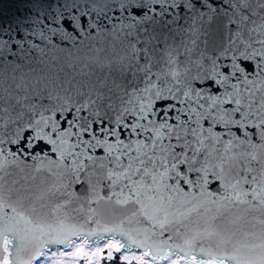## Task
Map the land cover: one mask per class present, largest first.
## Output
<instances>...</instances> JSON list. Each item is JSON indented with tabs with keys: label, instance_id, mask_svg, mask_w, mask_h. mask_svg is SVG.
I'll list each match as a JSON object with an SVG mask.
<instances>
[{
	"label": "snow or ice",
	"instance_id": "obj_1",
	"mask_svg": "<svg viewBox=\"0 0 264 264\" xmlns=\"http://www.w3.org/2000/svg\"><path fill=\"white\" fill-rule=\"evenodd\" d=\"M12 7L0 264H264V0ZM65 50L55 72L17 76ZM74 200L82 223L53 220Z\"/></svg>",
	"mask_w": 264,
	"mask_h": 264
},
{
	"label": "water",
	"instance_id": "obj_2",
	"mask_svg": "<svg viewBox=\"0 0 264 264\" xmlns=\"http://www.w3.org/2000/svg\"><path fill=\"white\" fill-rule=\"evenodd\" d=\"M16 0H0V19H3V22L5 25H7L8 20L10 18L11 12L15 11V9L12 7V4L15 3ZM56 3L62 4L64 0H55ZM78 4L81 5V9L83 10V7L85 5L86 0H76ZM7 14V15H5ZM55 13H53L54 15ZM79 14L78 11L73 10V15ZM42 22L39 20L37 21V25H32V27H37L44 31V33L47 35L49 34V30L51 28H59L60 26L58 24L53 23L52 21L46 19V18H41ZM99 34L94 33L93 34V41L95 42L96 39H98ZM4 39H7V36L3 37ZM19 38V37H16ZM28 40L31 41V43L38 44L40 47H44V44L41 43L40 38L38 36H30L28 37ZM55 42V41H54ZM87 43V41L85 42ZM27 47V45H26ZM68 47H72L70 44ZM73 54L74 55H82L83 50L78 48L73 47L72 48ZM67 56V50L64 52H53V51H48L47 57H45V63L42 64H35V63H29V62H23L22 66L17 70V76H20L22 74H27L29 76H32L34 74L39 73L40 69L44 70V73L47 74L50 70L52 72H55V68H52L51 62L55 61L57 66H59ZM35 70V72L33 71ZM10 71V70H9ZM7 147V146H6ZM62 202V201H61ZM79 201H73L72 204L67 205V212L65 209H60L58 212L55 211V205L53 204V212H52V218L55 220L56 217H59L61 219L67 217V222L76 224V223H82L83 221L81 220V216L84 214L85 209H82L79 207ZM105 209L107 206H104ZM75 209V211H73ZM119 213H117L118 215ZM93 230H96V226H92ZM84 231H87V229H84ZM94 238V237H93ZM92 239V238H90Z\"/></svg>",
	"mask_w": 264,
	"mask_h": 264
},
{
	"label": "trees",
	"instance_id": "obj_3",
	"mask_svg": "<svg viewBox=\"0 0 264 264\" xmlns=\"http://www.w3.org/2000/svg\"><path fill=\"white\" fill-rule=\"evenodd\" d=\"M113 264H119V262L118 261H115V262H113Z\"/></svg>",
	"mask_w": 264,
	"mask_h": 264
}]
</instances>
